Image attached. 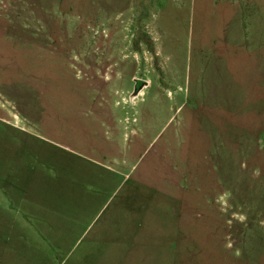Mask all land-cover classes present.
<instances>
[{
	"label": "rangeland",
	"instance_id": "1",
	"mask_svg": "<svg viewBox=\"0 0 264 264\" xmlns=\"http://www.w3.org/2000/svg\"><path fill=\"white\" fill-rule=\"evenodd\" d=\"M17 177L0 264H264V0H0Z\"/></svg>",
	"mask_w": 264,
	"mask_h": 264
},
{
	"label": "crops",
	"instance_id": "2",
	"mask_svg": "<svg viewBox=\"0 0 264 264\" xmlns=\"http://www.w3.org/2000/svg\"><path fill=\"white\" fill-rule=\"evenodd\" d=\"M15 127H17V130L19 131V132H21V133H23L24 135H26V136H28V137H31V138H35V139H37V140H39V139H43V138H41V135H39L36 131H34V130H32L31 128H29V127H23V126H21V127H19V126H15ZM23 159V158H22ZM22 159H21V161H22ZM112 170H110L109 168H107L106 170H108V171H110V172H112L113 174H116V175H120L119 173H118V171H116V170H114L113 168H111ZM10 179V178H9ZM12 181L11 182H9L4 188H3V190H1L0 191V195H4L5 194V192L4 191H6V201H7V204L8 203H10V202H13L11 205L9 204V205H7L6 207L8 208V209H14L13 207H12V205H14L17 209H19L18 210V212L16 213V215H18V216H16V217H14L13 218V223L14 224H17V223H20V224H22V225H26V226H28L29 225V223H30V211L29 210H26V211H24V209H22L21 208V203H22V201H28V200H32L31 198H30V195L32 194V192H31V190L30 191H27L25 194H23V195H21L20 196V198L18 199V197H17V193L16 192H14V189L16 188V187H14V185L15 184H17V182H18V177L16 178V179H11ZM30 183V182H29ZM39 184H40V182L38 181V182H33L32 181V184H31V186L29 187L30 189H33L34 187H37V186H39ZM33 195V194H32ZM86 196V195H85ZM85 196H83L84 198H83V200L82 199H80L79 201L80 202H78L77 203V209H76V212H78V214H82L83 212H86V211H84V205L85 204H88L87 203V201H89V202H92L91 200H92V197L91 196H87V197H85ZM97 196V195H96ZM89 199V200H88ZM95 199V198H94ZM93 199V200H94ZM17 204V205H15V204ZM85 207H87V206H85ZM26 209H28V206H27V208ZM74 209V208H73ZM54 212H56L57 211V209H54L53 210Z\"/></svg>",
	"mask_w": 264,
	"mask_h": 264
}]
</instances>
